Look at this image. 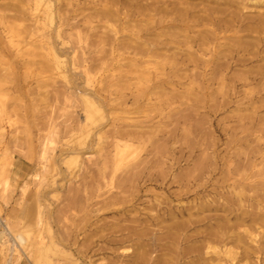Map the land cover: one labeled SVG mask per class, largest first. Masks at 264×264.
Returning <instances> with one entry per match:
<instances>
[{
    "label": "rangeland",
    "instance_id": "rangeland-1",
    "mask_svg": "<svg viewBox=\"0 0 264 264\" xmlns=\"http://www.w3.org/2000/svg\"><path fill=\"white\" fill-rule=\"evenodd\" d=\"M49 2L0 0V264H264V0Z\"/></svg>",
    "mask_w": 264,
    "mask_h": 264
},
{
    "label": "bare ground",
    "instance_id": "bare-ground-1",
    "mask_svg": "<svg viewBox=\"0 0 264 264\" xmlns=\"http://www.w3.org/2000/svg\"><path fill=\"white\" fill-rule=\"evenodd\" d=\"M50 0H48V2H49ZM14 2V1H13ZM56 2V1H55ZM50 3V2H49ZM118 3V2H117ZM49 5V4H48ZM2 6H3V4H2ZM4 7L5 8H7V6L6 5H4ZM12 7V6H11ZM10 8V7H9ZM187 8V7H186ZM14 9V8H13ZM38 9V8H37ZM56 9V8H55ZM16 10V9H15ZM140 10V9H139ZM187 10V9H186ZM17 11H19L18 9H17ZM16 11V12H17ZM4 12V11H3ZM109 13V12H108ZM11 14V13H10ZM27 14V13H26ZM37 14V13H36ZM103 14V13H102ZM181 14V13H180ZM186 14V13H185ZM13 15V14H12ZM17 15V14H16ZM103 15H106V14H103ZM127 15H129V14H127ZM183 15V14H182ZM14 16V15H13ZM131 16V15H130ZM175 16H176V14H175ZM10 17V16H9ZM17 17V16H16ZM19 17V16H18ZM102 17V16H101ZM104 17H106V16H104ZM263 17V19H264V16H262ZM185 18V17H184ZM211 18V17H210ZM13 19H15V18H13ZM17 19V18H16ZM46 19H48L50 22H52V21H54V13H52V11H51V8L49 7V10H47V12H46ZM19 20V19H18ZM2 21H3V19H2ZM13 21V20H12ZM20 21V20H19ZM32 21L34 22L33 24H35L36 22L37 23H40L41 22V19H40V17L38 16V15H35V16H33L32 17ZM49 23V22H48ZM156 23V22H155ZM256 23V22H255ZM261 23H262V21H261ZM264 23V22H263ZM262 23V24H263ZM148 25V24H147ZM13 27V26H12ZM18 27V26H17ZM22 27V26H21ZM64 27V26H63ZM262 27V26H261ZM243 28H245V27H243ZM144 29H146V28H144ZM21 30V29H20ZM149 30V29H148ZM7 31V30H6ZM114 31V30H113ZM139 31V30H138ZM252 31V30H251ZM254 31V30H253ZM180 32V31H179ZM129 33V32H128ZM21 34V33H20ZM263 34H264V32H263ZM136 35H138V34H136ZM117 36V35H116ZM130 36V35H129ZM199 36V35H198ZM114 37V36H113ZM193 37V36H192ZM263 37V36H262ZM115 39H116V37H114ZM114 39V40H115ZM118 39V38H117ZM134 40V39H133ZM140 41V40H139ZM117 42H118V40H117ZM128 42V41H127ZM126 42V43H127ZM166 42H168V41H166ZM259 42H261V41H258L256 44H254L255 46V49L254 50H252V51H250L249 52V54H251L248 58H237L236 60H238V61H240L241 63H244L245 61H248V62H252V61H254V60H257L258 59V57H260V59L261 58H263V56H261L260 55V53H262V52H264V47L261 49V47H262V43H260L259 44ZM28 43V42H27ZM132 43V42H131ZM117 44H119V43H117ZM128 44V43H127ZM124 45H125V43H124ZM123 45V46H124ZM167 45H168V43H167ZM111 46H112V44H111ZM117 46V45H116ZM233 46V45H232ZM236 46V45H235ZM118 47V46H117ZM126 47V46H125ZM52 48H54V47H51V48H49V49H52ZM131 48L133 49V50H135V51H142V53H144L143 52V50L146 48H144V46H143V44L140 42H135L134 43V45H132L131 46ZM231 48V47H230ZM131 49V50H132ZM234 49H235V47H234ZM248 49V48H247ZM251 49H253V48H251ZM132 50V51H133ZM246 50V49H245ZM238 52V51H237ZM247 52V51H246ZM20 53V52H19ZM51 53H52V51H51ZM235 53V52H234ZM245 54V53H244ZM30 55V54H29ZM56 55H58V54H56ZM234 56H235V54H234ZM246 56V55H245ZM186 57V56H185ZM232 58H233V56H232ZM33 60H35V59H33ZM57 60V59H56ZM55 60V61H56ZM113 60H114V58H113ZM56 62H58V61H56ZM114 62V61H113ZM217 63H218V61H217ZM225 63V62H224ZM235 63V62H234ZM220 64H221V62H220ZM254 64V63H253ZM258 64V63H257ZM256 64V65H257ZM260 64V63H259ZM37 65V64H36ZM219 65V64H218ZM243 65V64H242ZM251 65V64H250ZM255 65V64H254ZM60 66V65H59ZM222 66V65H221ZM224 66V65H223ZM258 67H259V69L257 70V73H259V74H262L261 75V77H262V79L264 78L263 76H264V64H260V65H257ZM220 67V66H219ZM230 67V66H229ZM58 68V67H57ZM250 68H252V67H250ZM249 69V68H248ZM247 69V70H248ZM252 69H255V68H252ZM257 69V68H256ZM1 71V70H0ZM57 71V70H56ZM235 72V71H234ZM244 72V71H243ZM248 72H252L251 71V69H249L248 70ZM254 73V72H253ZM62 74V73H61ZM65 74V73H64ZM188 75V74H187ZM251 75V74H250ZM158 76V75H157ZM195 76V75H194ZM252 76V75H251ZM258 76V75H257ZM118 77V76H117ZM86 78V77H85ZM247 78H248V75H247ZM256 78V77H255ZM249 79V78H248ZM257 79V78H256ZM261 79V78H260ZM247 80V79H246ZM249 81V80H248ZM262 82H264V81H262L261 80V83ZM249 83H251L250 81H249ZM260 83V84H261ZM263 84V83H262ZM249 85V84H248ZM258 85V84H257ZM113 86V85H112ZM74 87V86H73ZM78 87V86H77ZM86 87V86H85ZM85 89V88H84ZM86 90V89H85ZM85 90H83L84 92H85ZM117 90V89H116ZM90 91V90H89ZM262 91H263V89H262ZM122 93V92H121ZM83 94V93H82ZM95 94V93H94ZM97 97V96H96ZM82 101L84 102V105L85 106H83V107H86V111H85V113L86 114H84V119H82V125H81V123H80V125H81V127L83 126V127H89L90 125V123H92V122H94L95 120H96V116L98 117V116H103V114H102V109H101V106L97 103V101L96 100H94L91 96H88V95H86V93L85 94H83V97H82ZM125 99V98H124ZM261 104V103H260ZM255 106V105H254ZM84 109V108H83ZM104 111V110H103ZM77 115V114H76ZM106 115V114H105ZM73 119V118H72ZM76 125V124H75ZM79 126V125H78ZM76 127V126H75ZM69 129V128H68ZM72 129V128H71ZM178 129V128H177ZM120 130V129H119ZM123 131V130H122ZM131 132V131H130ZM174 132V131H173ZM121 133V132H120ZM125 133V132H124ZM88 134V133H87ZM126 134V133H125ZM125 134H123V135H125ZM129 134H127V136H128ZM155 135V134H154ZM183 135V134H182ZM78 136V135H77ZM166 137V136H165ZM86 138V137H85ZM161 139V138H160ZM167 140V139H166ZM86 143V142H85ZM162 143V142H161ZM120 144V143H119ZM127 144H129V143H124V145L125 146H128ZM133 144V143H132ZM157 145V144H156ZM46 146V145H45ZM69 146V145H68ZM129 147V146H128ZM122 148H124L125 149V147H122ZM156 148V147H155ZM126 149H128L127 147H126ZM73 151V150H72ZM181 154V153H180ZM191 154V153H190ZM161 163V162H160ZM159 163V164H160ZM8 165H12L13 164V162H12V160H9V162L7 163ZM45 164V163H44ZM244 164V163H243ZM38 165V164H37ZM40 165H42V164H40ZM46 165V164H45ZM53 166V165H52ZM37 167V166H36ZM41 167V166H40ZM45 167V166H44ZM42 168V167H41ZM46 168V167H45ZM36 169V168H35ZM34 169V170H35ZM51 169V168H50ZM182 169V168H181ZM41 170V169H40ZM40 170L38 171H36V173L34 174V176H35V178H37V177H39V175H40ZM34 172V171H33ZM60 172V171H59ZM31 175V174H30ZM33 175V174H32ZM54 175V174H53ZM175 176V175H174ZM114 178V177H113ZM40 179V178H39ZM34 180V179H33ZM40 180H42V179H40ZM37 200V199H36ZM250 211V210H249ZM254 212V211H253ZM255 213V212H254ZM241 214H246V216H244V215H241ZM253 214V213H252ZM237 218V220H245L246 218L248 219V218H251V220H255V219H257V218H261V219H264V216H256V215H251L249 212H243V213H240L239 215H237L236 216ZM161 220V219H160ZM250 220V219H249ZM250 220V221H251ZM227 221V220H226ZM259 221V220H258ZM134 222V221H133ZM175 222V221H174ZM187 222V221H186ZM260 222H264V221H261L260 220ZM226 223V222H225ZM243 223V222H242ZM134 225V224H133ZM132 225V226H133ZM176 225H177V223H176ZM187 225H188V223H187ZM195 225V224H194ZM221 225V224H220ZM225 225V224H224ZM226 225H228V224H226ZM189 226H191V224L189 225ZM229 226V225H228ZM130 227H131V225H130ZM141 227V226H140ZM225 227V226H224ZM226 228V227H225ZM132 229V228H131ZM175 230V229H174ZM213 230V229H212ZM150 231V230H149ZM219 231V230H218ZM218 231H216V232H213V233H211V232H209L208 234V236H205V237H209V238H211V236L213 237V239L214 240H216L217 242H222V241H224L225 242V238H224V236H225V233L224 232H218ZM5 232V231H4ZM137 232V231H136ZM135 232V233H136ZM175 232V231H174ZM205 232H206V230H205ZM24 234V233H23ZM140 234V233H139ZM174 235V234H173ZM205 235V234H204ZM23 236V235H22ZM187 237V236H186ZM188 237L190 238V237H193V235H188ZM16 238L18 239V240H22V237L19 235V234H16ZM27 239V238H26ZM186 239V238H185ZM184 239V240H185ZM28 240V239H27ZM112 240V239H111ZM213 240V241H214ZM113 241V240H112ZM116 241V240H115ZM123 241V240H122ZM125 241V240H124ZM238 241V240H237ZM41 242V241H40ZM21 244H22V242H21ZM15 246H16V244L14 245V243L12 244V248H11V250L13 251L14 249H15ZM168 246V245H167ZM213 249V248H212ZM216 252V251H215ZM224 252H227V250L226 251H224ZM229 252H230V249H229ZM185 255V254H184ZM232 255V254H231ZM39 257V256H38ZM234 258V257H233ZM207 261V260H206ZM11 262V261H10ZM36 263V262H35ZM8 264H10V263H8ZM206 264V263H205Z\"/></svg>",
    "mask_w": 264,
    "mask_h": 264
}]
</instances>
